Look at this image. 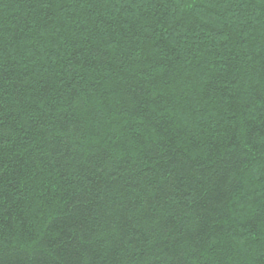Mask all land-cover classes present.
<instances>
[{"label": "trees", "instance_id": "16d2710c", "mask_svg": "<svg viewBox=\"0 0 264 264\" xmlns=\"http://www.w3.org/2000/svg\"><path fill=\"white\" fill-rule=\"evenodd\" d=\"M0 264H264V0H0Z\"/></svg>", "mask_w": 264, "mask_h": 264}]
</instances>
